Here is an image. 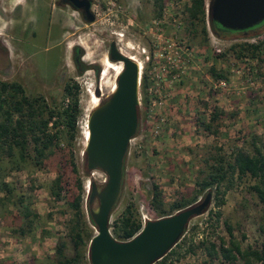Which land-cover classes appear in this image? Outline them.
<instances>
[{
    "label": "rangeland",
    "instance_id": "374dc122",
    "mask_svg": "<svg viewBox=\"0 0 264 264\" xmlns=\"http://www.w3.org/2000/svg\"><path fill=\"white\" fill-rule=\"evenodd\" d=\"M154 2L91 0L94 19L90 23L60 0H25L24 6L17 8L7 1L2 6L4 21H0V27H5L6 36L0 39V80L16 81L25 93L53 98L56 104L67 101L63 91L66 82L77 85L80 114L70 142L72 162L82 183L79 226L86 250L95 232L87 218V185L94 181L101 186L106 175L97 169L87 171L80 150L84 146L86 117L93 106L91 91L101 84L98 97L102 101L115 81L110 69L100 80L103 63L109 61V41L143 61L140 80L144 74L146 82L141 94L139 81V128L128 143L120 191L111 208L109 224L127 205L141 225L143 218L156 219L149 207L151 183L161 189L166 208L174 200L190 198L197 167L201 165L198 159L212 152L214 146L222 148L226 156L237 148L254 153V138L255 146L264 152V20L245 31L221 37L211 33L206 20L203 35L198 25L191 33L187 24L184 5L188 0H161L160 10ZM256 41H260V61L237 59L229 50L235 43ZM75 47L80 51L79 61L86 66L81 74L76 73L73 61ZM94 67L98 68L97 75ZM210 68L223 77L211 76ZM155 85L160 94L148 90ZM212 107L226 113L216 134L204 132L197 122L205 119ZM60 149L44 159L41 166L28 160L20 169H12L8 160L0 159V184L7 185V189L0 187V264H56L54 249L59 242L64 244L66 256L73 255L68 232L72 208L68 202L76 193V175L67 161L69 151L64 145ZM92 171L94 177L90 176ZM57 174L62 185L58 198L50 193L51 180ZM254 182L244 175L224 192L221 215L212 234L207 210L213 208L215 198L210 188L206 210L190 218L183 236L172 247L176 254H168L164 261L159 260L160 264H208L210 259L199 241L207 237L217 244V235L226 240V225L241 247L259 248L263 238L258 226L264 206L248 188ZM205 194L206 190L189 205ZM24 205L35 214L30 224L21 216ZM95 205L93 201L91 206ZM18 230L25 232L20 234ZM189 240L192 248L186 250ZM84 258L90 264L87 252ZM211 263L241 264L239 260L226 263L219 257Z\"/></svg>",
    "mask_w": 264,
    "mask_h": 264
},
{
    "label": "trees",
    "instance_id": "16d2710c",
    "mask_svg": "<svg viewBox=\"0 0 264 264\" xmlns=\"http://www.w3.org/2000/svg\"><path fill=\"white\" fill-rule=\"evenodd\" d=\"M161 0H155L154 4L157 10H160ZM208 0H188L184 5L187 24L191 27V33L195 32L198 25L199 31L206 34V4ZM211 32L215 36H223L238 31H231L219 26L213 20H207ZM75 47L73 52V61L77 74H81L86 66L79 61L80 51ZM229 50L237 59L241 57L254 58L260 61V41L256 42H240L229 46ZM223 55V54H221ZM95 75L98 73V68L94 67ZM210 74L214 78H222L221 73H217L210 68ZM141 94L145 88V75H141ZM77 85L75 82L65 83L63 91L65 92L66 102L56 104V101L51 98L47 100L41 94H27L22 85L16 81L0 80V159H6L10 163V168L20 169L27 164L28 160L33 161V164L41 166L43 160L54 155L60 149V146H65L69 151L67 161L71 165V170L75 173V190L72 199L68 202L72 208V218L68 226L69 239L73 247V255L66 256L63 252L64 244L59 242L54 249L56 264H86L85 256V241L83 240L82 231L79 226L81 213V191L82 183L77 170L72 162L71 140L77 129V118L80 114L78 99L76 96ZM226 115L225 111L218 107L209 109L205 119L198 120L202 130L208 134H216L220 126V120ZM139 122H137V128ZM65 135V139H64ZM251 144L254 145V153H248L243 148H237L227 156L222 153V148L215 147L208 155L203 156L200 160L201 165H198L195 178L193 180L194 194L188 198H179L172 201L168 207L162 199L161 189L155 183H151L149 189V207L156 218L168 215L171 211H177L191 202L195 201L197 195H200L206 190L209 192L213 188V197L215 198L213 208L207 210L208 221L210 222L211 231L218 223L221 215L220 206L223 204L224 192L229 189L233 182L241 176L247 175L255 180L248 188L255 194L258 201L264 206V152H261L255 146L256 141L253 138ZM83 157V148L80 150ZM123 172V165L121 176ZM60 174L55 175L50 183V193L58 198L62 185ZM5 183H1L2 189L6 188ZM7 189V188H6ZM10 192V191H9ZM86 204L88 196H85ZM21 203V201H19ZM21 216L25 222H32L31 213L27 206L22 207ZM206 210V208H205ZM204 210V211H205ZM170 211V212H168ZM203 211V212H204ZM89 223L94 226L90 219L89 211L87 212ZM140 220L134 211L127 205L123 211L117 216L111 224H109L111 235L118 240H127L131 238L140 228ZM213 226V227H212ZM196 227V225H195ZM184 230L180 237L183 236ZM23 234L24 230H18ZM258 231L262 234V241L259 248L251 246L241 247L238 240L232 234V229L226 225L227 239L222 236H215L218 243L206 239L199 241L206 256L209 257L212 264V259L221 258L226 263H233L239 260L241 264H264V213L260 217ZM179 237V238H180ZM90 238V237H89ZM179 240V239H178ZM177 240V241H178ZM177 241L174 245L177 244ZM186 250H191L192 243L189 240ZM173 245V246H174ZM172 246V247H173ZM172 247L158 260H165L168 254H176L172 251ZM88 260V258H87ZM171 260H169L170 262Z\"/></svg>",
    "mask_w": 264,
    "mask_h": 264
},
{
    "label": "water",
    "instance_id": "95a60500",
    "mask_svg": "<svg viewBox=\"0 0 264 264\" xmlns=\"http://www.w3.org/2000/svg\"><path fill=\"white\" fill-rule=\"evenodd\" d=\"M65 3L79 11L85 22L93 21L89 0H65ZM206 18L222 28L245 31L264 20V0H208ZM107 58L120 62L121 68L115 75L114 88L89 110L85 123V168L87 171L97 169L106 175L101 186L94 181L87 185L88 211L95 229L87 244V258L90 264H152L175 244L190 218L205 210L210 193L169 215L145 220L127 240H117L111 235L110 211L120 191L128 143L137 128L140 73L137 64L123 55L113 42ZM93 93L98 95V90ZM93 201H96L95 207L91 206Z\"/></svg>",
    "mask_w": 264,
    "mask_h": 264
},
{
    "label": "bare ground",
    "instance_id": "6f19581e",
    "mask_svg": "<svg viewBox=\"0 0 264 264\" xmlns=\"http://www.w3.org/2000/svg\"><path fill=\"white\" fill-rule=\"evenodd\" d=\"M71 45V44H70ZM117 47V46H116ZM126 48H132L131 46H128V45H126ZM117 49L123 54V55H125V56H128L130 59H132L136 64H137V66H138V68H139V73L141 74V71H142V68H143V61L142 60H140V59H138V58H136L134 55H132L131 53H128V52H126V51H124V50H122V49H119L118 47H117ZM127 50V49H126ZM103 71L100 73V80H104L105 78H104V76H105V73H107V70L108 69H110V70H113L114 71V75H116L118 72H119V70H120V68H121V63L120 62H114V63H111V61L109 62V61H106V62H104L103 63ZM104 74V75H103ZM106 77V76H105ZM104 78V79H103ZM114 81V80H113ZM111 82L110 83V85L108 86L110 89H109V93H110V91L114 88V82ZM108 82V81H107ZM99 89H101V91H102V85L100 84V87H99ZM99 89H97V90H99ZM91 95H92V103H93V106L92 107H94L95 105H97L98 103H99V101H100V97H98V95H95L92 91H91ZM101 95H103V94H101ZM87 135V129L85 130V136ZM96 172V171H95ZM90 176L91 177H94V172L92 171L91 173H90Z\"/></svg>",
    "mask_w": 264,
    "mask_h": 264
},
{
    "label": "crops",
    "instance_id": "0c3cea01",
    "mask_svg": "<svg viewBox=\"0 0 264 264\" xmlns=\"http://www.w3.org/2000/svg\"><path fill=\"white\" fill-rule=\"evenodd\" d=\"M7 1H11L12 7L17 8V7H22L24 6L25 0H0V21H4L2 18V12H3V5L6 4ZM12 9V8H11ZM5 27H0V39L3 40L5 39ZM4 43L7 41H3Z\"/></svg>",
    "mask_w": 264,
    "mask_h": 264
},
{
    "label": "built area",
    "instance_id": "2783aa9c",
    "mask_svg": "<svg viewBox=\"0 0 264 264\" xmlns=\"http://www.w3.org/2000/svg\"><path fill=\"white\" fill-rule=\"evenodd\" d=\"M165 52H166V51H165ZM166 54H167V52H166ZM166 54L164 55V57H165V59L167 60L166 63H168V61H170V60H169L168 55H166ZM160 55H161V54H160ZM156 86H158V85H155V87H153V89L149 88L148 90H149V91L152 90L153 93L156 92V93L160 94L159 91H158V89L156 88ZM160 103H161V100L158 99V100H157V104H160ZM152 104H154V101H152ZM159 120L161 121L162 119L160 118ZM155 127H156V126H155ZM154 131H155V132H158V129L154 128ZM130 140H131V139H130ZM130 140H129V141H130ZM146 220H147V219H146ZM144 221H145V219L143 218V219H142V222H144Z\"/></svg>",
    "mask_w": 264,
    "mask_h": 264
},
{
    "label": "flooded vegetation",
    "instance_id": "af4514ba",
    "mask_svg": "<svg viewBox=\"0 0 264 264\" xmlns=\"http://www.w3.org/2000/svg\"><path fill=\"white\" fill-rule=\"evenodd\" d=\"M90 1V7H91V0H89ZM60 2H63L64 4L63 5H67L66 3H65V0H60ZM78 13L80 14V16H81V18L83 19V17H82V15H81V13L78 11ZM211 31V30H210ZM212 33V32H211ZM111 42H113V41H109V43H108V48H109V45H110V43ZM114 43V42H113ZM115 44V43H114ZM108 48H107V52H108Z\"/></svg>",
    "mask_w": 264,
    "mask_h": 264
}]
</instances>
